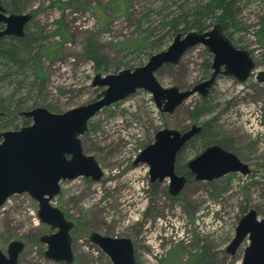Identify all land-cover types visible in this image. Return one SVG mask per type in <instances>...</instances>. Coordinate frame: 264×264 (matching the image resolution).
I'll return each mask as SVG.
<instances>
[{
  "label": "rangeland",
  "instance_id": "rangeland-1",
  "mask_svg": "<svg viewBox=\"0 0 264 264\" xmlns=\"http://www.w3.org/2000/svg\"><path fill=\"white\" fill-rule=\"evenodd\" d=\"M109 2L1 0L4 16L31 17L22 36L0 38V52L6 43L16 45L14 38L33 40L32 51L38 52L37 69L43 78L29 80L27 65L0 55V74L6 73L0 77V131L31 124L24 112L34 108L62 113L95 100L104 89L92 85L95 74L142 66L151 55L167 48L177 33L194 30H180L184 21L176 11L177 3L171 0H130L128 17L114 16ZM235 7L237 24L222 26L223 32L233 46L249 52L254 67L244 82L220 75L208 96L213 111L198 122L213 119L218 136L231 138L233 152L249 166L250 173L225 174L211 182L189 179L179 194L170 196L168 179L152 183L147 164L135 160L158 130L183 131L193 124L188 111L198 103L199 95H191L170 114L160 112L151 94L142 89L103 107L81 136L83 151L95 157L103 178L92 181L80 176L62 181L61 193L50 201L73 223L70 264H113L89 239L92 232L131 239L138 264H190L191 255L202 250L211 257L197 264H241L247 238L234 254L225 250L239 218L254 209L264 219V83L257 82V73L264 72V48L257 42V34L264 29V0H235ZM169 12L180 17L175 23L178 31L162 26ZM214 19L208 21L220 23ZM58 22L64 41L55 33ZM4 25L0 21V30ZM137 27L150 28L148 48L132 53L114 47L125 38H134ZM90 45L108 56L109 62L99 71L87 57ZM43 46L56 52L52 57L41 55ZM207 53L206 47L198 44L176 64L161 67L155 76L164 87L190 89L204 78ZM26 59L29 61L28 56ZM201 149L197 141L186 147L177 165ZM37 209V201L28 193L13 194L6 200L0 207V250L6 253L12 240H20L24 247L18 264H65L45 257L46 245L39 238L55 231L39 221Z\"/></svg>",
  "mask_w": 264,
  "mask_h": 264
},
{
  "label": "water",
  "instance_id": "water-1",
  "mask_svg": "<svg viewBox=\"0 0 264 264\" xmlns=\"http://www.w3.org/2000/svg\"><path fill=\"white\" fill-rule=\"evenodd\" d=\"M29 18V14L4 16L0 12V21L5 24L0 37L7 34L22 36L23 26ZM198 44L204 45L212 56L210 76L190 89L161 85L155 73L164 65L176 64L187 50ZM253 67L249 52L233 46L222 25L214 23L209 30L177 33L167 48L151 55L142 66L105 75L95 74L92 85L104 89L91 102L62 113H52L45 108L24 112L31 124L18 130L0 131V207L13 194L28 193L38 203L39 221L55 231L39 238L46 245L45 257L72 263L70 231L73 223L50 201L61 193L62 181L80 176L92 181L103 178L104 172L95 157L85 153L81 146V136L87 132L89 120L103 107L123 100L139 89L151 94L159 111L170 114L191 95H206L217 75L234 76L242 82ZM257 80L264 83V72L257 73ZM200 130L201 127L195 124L182 132L162 128L156 132L153 142L138 154L135 162L147 163L151 181L168 178V193L176 195L186 180L174 171L176 152ZM187 165L198 180L215 179L228 172H247V166L236 155L219 145L206 147ZM245 238L248 245L241 264H264V219L258 218L254 209H249L238 220L226 252L234 254ZM89 239L113 264H138L131 239L97 232H92ZM23 247L22 241L12 240L6 253L0 250V264H18Z\"/></svg>",
  "mask_w": 264,
  "mask_h": 264
},
{
  "label": "trees",
  "instance_id": "trees-1",
  "mask_svg": "<svg viewBox=\"0 0 264 264\" xmlns=\"http://www.w3.org/2000/svg\"><path fill=\"white\" fill-rule=\"evenodd\" d=\"M174 3H177V9L176 11L179 12L182 17L181 19L184 21L183 28L180 30H188L194 29L198 31H202L204 29H207L210 25L213 24V22L208 21V19L215 18L214 20L217 22H220L222 26L225 28H231L233 26H236L237 21L235 20V0H171ZM110 10L114 16L117 15H123L128 17L129 15V8H130V0H110L108 3ZM160 10H157L155 13L157 15L160 14ZM178 15H173V13H167L165 16V21L163 22V28H168L169 30L178 31L177 25L175 24L178 18H180ZM207 20V21H205ZM204 23V24H201ZM58 27L55 30V33L57 36L61 38V40L64 39V34L62 32V26L60 25V22L57 23ZM190 26V27H187ZM149 27L145 28H136V36L134 38H125L117 43L114 44V47L116 49H125L129 52L136 53L142 49L148 48V46L151 43V40L149 38ZM18 41L16 45L14 44L13 47H9L8 43H6L3 46V50H1L0 55L4 58L9 57L13 62L18 63L20 66L23 63L24 65H27L28 68H30V79L29 80H35L43 78V74L40 73L37 69V58H38V52L32 51V41H26L24 38H14ZM31 42V43H30ZM257 42L258 44L264 48V29L260 30V32L257 34ZM56 51L53 49L48 50V47L43 46L40 48V54L48 57H52V54ZM208 55V54H207ZM28 56L29 61L24 58ZM87 57L88 59L93 63L94 68L96 71H99L107 63L109 62L108 56L99 53L96 48H94L92 45H90V48L87 51ZM207 64V63H205ZM204 64V65H205ZM206 66V65H205ZM6 73H1L0 77H4ZM28 74V73H27ZM29 74L27 75V77ZM32 81V82H33ZM5 115L9 114V112L5 109ZM213 111V107L211 105V102L206 98H202L199 103L196 104L195 107H193L191 110L188 111L189 116H191L193 119L200 118L201 116L208 115ZM12 113V112H11ZM225 138L218 136V132L214 130L213 127V119L206 120L203 122L202 129L197 135V137L190 141L194 142L195 140L198 142V144L201 145V147L209 145L211 143H219L224 144L226 141H224ZM228 145V144H227ZM174 253V251H173ZM176 255V254H175ZM174 256V255H173ZM208 257L210 258L211 255L206 253V250H202L197 254L191 255V259L189 260L190 264H197L200 261L208 260Z\"/></svg>",
  "mask_w": 264,
  "mask_h": 264
},
{
  "label": "flooded vegetation",
  "instance_id": "flooded-vegetation-1",
  "mask_svg": "<svg viewBox=\"0 0 264 264\" xmlns=\"http://www.w3.org/2000/svg\"><path fill=\"white\" fill-rule=\"evenodd\" d=\"M31 17V16H30ZM15 36V35H14ZM1 38V37H0ZM208 52V51H207ZM208 54V60H206L204 63H203V71H204V78L202 79V80H205V79H207L209 76H210V73H211V67H210V65H211V59H212V56H211V54L208 52L207 53ZM205 63H207V64H205ZM206 66H205V65ZM251 74V73H250ZM221 74H219V75H217V77L215 78V80L213 81V84H212V86H211V88H210V90L208 91V93L206 94V95H204V96H202V95H200L199 93H195V94H198L199 95V98H200V100L198 101V103L201 101V99L202 98H204V97H206L208 100H209V98H208V96L210 95V92H211V89L213 88V86H214V83H215V81H216V79L220 76ZM250 76V75H249ZM248 76V77H249ZM247 77V78H248ZM246 78V79H247ZM245 79V80H246ZM201 80V81H202ZM244 80V81H245ZM244 81H242V82H244ZM200 82V81H199ZM257 82L258 83H263V82H259L258 80H257ZM196 106V105H195ZM161 112V111H160ZM162 113H165V112H162ZM166 114H169V113H166ZM192 120H193V124H195V125H197V124H199V126L201 127V129H202V125H203V123H199L198 122V118L197 119H193L191 116H189ZM192 125V124H191ZM191 125L188 127V128H186L185 130H183V131H186V130H188L190 127H191ZM201 131V130H200ZM199 131V132H200ZM182 132V131H181ZM86 133V132H85ZM199 133H197L196 135H194L192 138H190L188 141H186L181 147H180V149L176 152V155H175V161H174V171H175V173L176 174H178V175H182V176H184L185 177V184L187 183V181L189 180V179H192V180H194V181H208V182H211V181H213V180H215V179H217V178H215V179H210V180H198V179H195L194 178V175L190 172V170H189V167H188V162H189V160H191V159H193L195 156H197V155H199L206 147H208V146H210V145H219L221 148H223V149H225L226 151H228V152H231V153H233L234 155H236L233 151V145H232V141H231V138L230 137H223V138H225L224 139V141H226L224 144L222 143V144H219V143H211V144H209V145H206V146H202V149L201 150H199L192 158H190V159H188L187 161L186 160H184V162L183 163H181V165L180 166H178L177 165V163H176V160L180 157V155L182 154V151L186 148V147H189V146H194L195 144H196V140L194 141V142H191L190 144H189V142L190 141H192V140H194L196 137H197V135H198ZM228 144V145H227ZM237 158H238V156H236ZM239 159V158H238ZM240 160V159H239ZM241 161V160H240ZM242 162V161H241ZM143 163H146V162H143ZM242 163H244V162H242ZM147 164V163H146ZM246 166H247V172L245 173V174H243V173H241L242 175H247V174H249L250 173V169H249V166L246 164V163H244ZM148 166V165H147ZM181 168L182 169H184L183 171H182V173H181ZM230 173H240V172H228V173H226V174H230ZM148 174H149V167H148ZM225 175V174H224ZM223 176V175H222ZM221 177V176H220ZM219 178V177H218ZM149 179H150V175H149ZM165 179V178H164ZM163 179V180H164ZM168 179V178H167ZM163 180H161V181H163ZM151 181V180H150ZM155 181H158V182H161L160 180H158V179H155L154 181H151L152 183L153 182H155ZM185 184H184V186H185ZM168 186H169V180H168ZM184 186H183V188H184ZM182 188V189H183ZM182 189L177 193V194H179L181 191H182ZM167 191H168V187H167ZM169 194V193H168ZM176 194V195H177ZM170 195V194H169ZM176 195H173V196H176ZM170 196H172V195H170ZM249 210V209H248ZM247 210V211H248ZM246 211V212H247ZM245 212V213H246ZM257 216H258V213H257ZM259 218V217H258ZM240 219V218H239ZM132 245H133V242H132ZM133 249H134V246H133ZM134 255H135V253H134Z\"/></svg>",
  "mask_w": 264,
  "mask_h": 264
}]
</instances>
